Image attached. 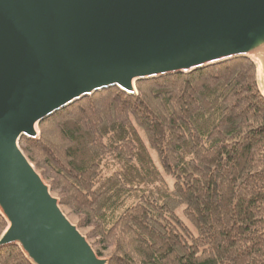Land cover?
Instances as JSON below:
<instances>
[{
    "label": "trees",
    "instance_id": "16d2710c",
    "mask_svg": "<svg viewBox=\"0 0 264 264\" xmlns=\"http://www.w3.org/2000/svg\"><path fill=\"white\" fill-rule=\"evenodd\" d=\"M109 89L20 146L110 264H264V99L237 59ZM5 223L0 217V234ZM0 264H29L16 247Z\"/></svg>",
    "mask_w": 264,
    "mask_h": 264
},
{
    "label": "water",
    "instance_id": "95a60500",
    "mask_svg": "<svg viewBox=\"0 0 264 264\" xmlns=\"http://www.w3.org/2000/svg\"><path fill=\"white\" fill-rule=\"evenodd\" d=\"M237 59L264 99V0H0V250L29 264H110L20 146L40 125L109 89Z\"/></svg>",
    "mask_w": 264,
    "mask_h": 264
},
{
    "label": "rangeland",
    "instance_id": "374dc122",
    "mask_svg": "<svg viewBox=\"0 0 264 264\" xmlns=\"http://www.w3.org/2000/svg\"><path fill=\"white\" fill-rule=\"evenodd\" d=\"M65 212V211H64ZM66 213V212H65ZM67 214V213H66ZM70 219L75 223L76 219L74 217H70ZM76 224V223H75ZM83 233V232H82ZM84 234V233H83Z\"/></svg>",
    "mask_w": 264,
    "mask_h": 264
}]
</instances>
